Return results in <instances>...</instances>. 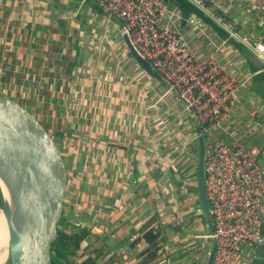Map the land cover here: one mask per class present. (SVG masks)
Listing matches in <instances>:
<instances>
[{"label":"crops","instance_id":"0c3cea01","mask_svg":"<svg viewBox=\"0 0 264 264\" xmlns=\"http://www.w3.org/2000/svg\"><path fill=\"white\" fill-rule=\"evenodd\" d=\"M216 5L223 20L264 37L256 9L239 0ZM216 28L182 30L197 54H214L248 79L217 134L244 136L264 164L262 64ZM125 36L123 24L90 1L0 0V95L36 117L63 154L59 232L74 242L85 235L73 264H140L151 254L143 233L154 224L160 248L147 264H208L212 224L198 199L194 120L163 79L140 67ZM242 264H264V240L243 250Z\"/></svg>","mask_w":264,"mask_h":264},{"label":"built area","instance_id":"2783aa9c","mask_svg":"<svg viewBox=\"0 0 264 264\" xmlns=\"http://www.w3.org/2000/svg\"><path fill=\"white\" fill-rule=\"evenodd\" d=\"M90 1L110 18L123 24L138 54L167 83L194 120L198 136L205 139V190L210 204L214 264H242L243 250L263 244L264 164L260 149L244 136L226 140L217 133L230 120L248 79L242 80L214 54H197L184 35L189 26L203 33L209 26L203 18H184L163 0ZM230 38L240 42L261 62L264 71V37H250L236 22L222 19L216 0H187ZM264 16V0H239ZM217 6V5H216ZM257 117L255 125L262 117ZM136 239H141L140 235Z\"/></svg>","mask_w":264,"mask_h":264},{"label":"water","instance_id":"95a60500","mask_svg":"<svg viewBox=\"0 0 264 264\" xmlns=\"http://www.w3.org/2000/svg\"><path fill=\"white\" fill-rule=\"evenodd\" d=\"M125 41L140 67L150 77L161 81L162 77L138 54L127 35ZM196 145L199 152L198 199L202 215L211 224L205 190L204 137L200 136ZM2 180L11 191L16 208L14 225L9 201L1 186L10 215V264H52V248L59 236L67 188L65 160L58 144L41 122L17 102L0 95ZM208 264H214L213 253Z\"/></svg>","mask_w":264,"mask_h":264},{"label":"trees","instance_id":"16d2710c","mask_svg":"<svg viewBox=\"0 0 264 264\" xmlns=\"http://www.w3.org/2000/svg\"><path fill=\"white\" fill-rule=\"evenodd\" d=\"M163 1L167 3L170 7L176 8L181 13L182 17L187 19L189 18L190 15L193 14L203 18L204 21L212 28L214 29L216 28L215 26H213L212 21L209 18H207L201 10L197 9L187 0H163ZM218 30L219 29H217V31ZM219 33L223 34L220 30ZM0 209L7 212V202L1 186H0ZM154 226L155 224L148 226L143 233L144 238L147 240L148 244L150 245L151 251L148 250L147 252L150 251L149 253L151 254L140 264H147L150 261L151 262L154 261L156 254H158L159 252L161 240ZM65 237H66L65 234L59 232L58 239L53 244V248H52V256H51L52 264H73L74 256L79 249L80 241L81 239L85 238V235L81 236L80 239L75 242L72 241V239H65ZM83 264H89V261L84 262Z\"/></svg>","mask_w":264,"mask_h":264},{"label":"rangeland","instance_id":"374dc122","mask_svg":"<svg viewBox=\"0 0 264 264\" xmlns=\"http://www.w3.org/2000/svg\"><path fill=\"white\" fill-rule=\"evenodd\" d=\"M0 186L2 185L0 184ZM9 218V213L0 209V234H2L0 236V257L1 260L4 258L0 264H10ZM5 235H8V241H5Z\"/></svg>","mask_w":264,"mask_h":264},{"label":"bare ground","instance_id":"6f19581e","mask_svg":"<svg viewBox=\"0 0 264 264\" xmlns=\"http://www.w3.org/2000/svg\"><path fill=\"white\" fill-rule=\"evenodd\" d=\"M1 185L3 186V189H4V192H5L6 198L8 199L9 204H10V209H11V213H12V223L14 225H16V208H15L14 199L12 197V194H11V191H10L9 187L7 186V184L5 183L4 180H2ZM1 235L2 234H0V236ZM4 239H5V241L6 240L8 241V235H5ZM3 259L1 260V257H0V262H2Z\"/></svg>","mask_w":264,"mask_h":264}]
</instances>
